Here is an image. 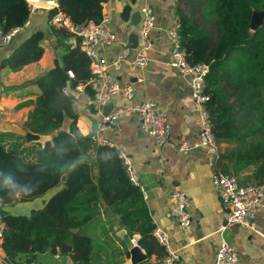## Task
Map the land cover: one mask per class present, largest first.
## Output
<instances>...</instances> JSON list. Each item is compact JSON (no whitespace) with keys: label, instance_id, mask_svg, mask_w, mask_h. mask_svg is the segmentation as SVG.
<instances>
[{"label":"trees","instance_id":"trees-1","mask_svg":"<svg viewBox=\"0 0 264 264\" xmlns=\"http://www.w3.org/2000/svg\"><path fill=\"white\" fill-rule=\"evenodd\" d=\"M105 1L57 0L56 6L47 9V15L51 18L62 12L75 25L96 22ZM179 1L188 5L187 13L180 7L176 13L181 45L190 63L208 65L204 106L217 143L228 144L217 154L215 171L237 175L251 165L252 181L242 182L264 183V19L256 29L250 28L251 13L263 9L264 0ZM29 15L27 0H0V27L4 32L23 26ZM51 29L60 39L74 36L75 44L65 45L55 65L36 77V98L22 104L34 103L24 121L25 128L53 135L40 149H34L36 158L28 160L0 139V196L11 204L60 187L33 213L0 217V246L17 264L18 254L55 253L69 241L72 264H93L94 240L84 227L100 215L101 203L106 202L127 232L138 235L137 242L148 259H159L165 247L154 234L155 223L143 190L129 177L119 149L91 140L77 125L78 113L65 91L67 82L71 86L86 83L85 89L91 97L94 95L87 83L91 77L89 57L80 48V36L64 26L51 25ZM43 37L41 30L31 32L0 60V67L18 70L38 60L44 52ZM68 69L73 77L68 76ZM66 120L68 127L63 128Z\"/></svg>","mask_w":264,"mask_h":264},{"label":"crops","instance_id":"crops-1","mask_svg":"<svg viewBox=\"0 0 264 264\" xmlns=\"http://www.w3.org/2000/svg\"><path fill=\"white\" fill-rule=\"evenodd\" d=\"M27 1L36 8L30 12L27 23L15 34L13 41L0 47L1 60L31 32L41 30L44 34L41 41L44 52L38 60L27 63L18 70L0 67V139L7 147H14L20 157L26 160L36 158L34 149H40L53 134H37L26 129L24 121L34 103H22L36 98L39 92L36 77L55 65V58L60 59L65 45L75 44L74 36L60 39L52 32L51 25H59L52 21V17H48L47 9L56 6L57 0ZM145 5H150L155 14V25L150 32V60L144 69L124 62L118 70L112 72L121 84H133L132 102H139L147 97L157 102L170 123L171 141H196L201 125V107L191 97V86L187 78L168 63L170 42L166 30L176 16L177 9L181 8L179 0H106L103 2L102 13L107 15V24L118 35V40L113 45L99 47L98 50L107 59H111L122 47L127 46L130 33H137L141 9ZM87 83L95 91L97 82L90 77ZM85 85L86 83L80 82L71 86L68 81L65 91L78 113L77 125L80 131L90 136L92 129L89 116L97 117L100 121L101 115L90 104L91 96ZM110 102L113 104L112 109L129 104L120 93L113 95ZM67 127L68 120L63 125V128ZM100 135L108 144L116 146L121 156L124 155L131 161L136 182L143 190L155 227H160L169 234V247L177 251L179 264H213L215 251L222 240H226L236 251L239 264H264V194L253 219V227L228 224V207L220 200L211 181V175L218 167L217 154L227 143H218L217 154L210 153L203 147L181 152L167 144L159 146L152 135L140 126L134 113L119 117L116 127L111 126ZM252 171L253 166L250 165L240 170L236 176L240 181H252ZM59 187L60 185L55 186L36 197L32 204L24 202L19 213H29L31 209L43 205ZM175 189L184 190L189 197L187 210L190 222L186 229L170 213L173 201L171 192ZM3 209L7 213H15L10 210L9 204ZM84 230L94 240L93 264H126L130 254L124 238L127 235L130 238L133 235L138 237L136 233L130 235L127 232L120 224L118 215L106 202L101 203L100 215L91 220ZM64 243L70 246L69 250H61L59 247L55 253L36 252L34 260L39 264H72L71 243ZM27 257L29 254L22 253L16 259L22 262ZM136 264L153 263L147 257Z\"/></svg>","mask_w":264,"mask_h":264},{"label":"built area","instance_id":"built-area-1","mask_svg":"<svg viewBox=\"0 0 264 264\" xmlns=\"http://www.w3.org/2000/svg\"><path fill=\"white\" fill-rule=\"evenodd\" d=\"M36 6L30 4V12ZM141 18L137 30V45L135 48L127 46L122 47L116 56L107 59L98 48L113 45L118 40V35L107 24L108 17L102 13L99 21H88L83 24L75 25L69 17L62 12H57L52 16V21L59 26H64L76 35L80 36V48L89 57V68L91 78L97 82L94 95L89 102L93 105L101 119L97 124L96 132L90 135L91 140L97 143H107L100 134L109 127H116L118 118L128 113L136 114L140 126L154 138L157 145H169L177 151H187L194 147H203L213 154H217L218 143L211 129V122L204 103L208 98L205 92V73L208 70L207 63H190L186 58L185 49L181 45L180 39V21L175 16L167 28L166 33L170 42V56L168 63L178 71L179 74L187 78L191 86V97L200 105V131L196 141L183 139L177 142L170 140L171 127L166 113L158 106L152 98H145L139 102H132L134 96V86L131 83L121 84L112 70H118L126 62L139 69H144L149 60V50L152 45L150 32L155 25V14L150 5H145L141 9ZM28 20V19H27ZM27 20L24 24L27 23ZM22 27V26H21ZM21 27H14L4 32L0 27V47L9 43L10 38ZM69 77L74 73L71 69L67 70ZM80 88V85H79ZM122 94L129 101L128 105L118 106L111 109L106 115L102 114V107L110 102L113 95ZM123 163L131 180L136 182V176L131 161L122 156ZM211 181L216 187L219 198L225 206L228 207L226 214V223L240 224L247 227H253L252 222L256 210L261 205L264 194V183L242 182L232 173L214 171L211 175ZM137 183V182H136ZM173 198L170 207V213L176 218L183 229H186L190 222V215L187 210L189 197L182 189H175L171 192ZM6 203L0 196V209ZM3 223L0 220V244L2 241ZM154 234L161 244L165 247V254L157 259L153 258L151 262L156 264H179V256L175 249L169 247V234L160 227L154 228ZM133 243L138 244L137 237L131 238ZM0 246V264H15L11 262L7 255L1 250ZM17 264H39L36 260H25ZM213 264H239V258L236 251L226 241L222 240L214 255Z\"/></svg>","mask_w":264,"mask_h":264},{"label":"water","instance_id":"water-1","mask_svg":"<svg viewBox=\"0 0 264 264\" xmlns=\"http://www.w3.org/2000/svg\"><path fill=\"white\" fill-rule=\"evenodd\" d=\"M43 1H52V0H43ZM263 19H264V8L261 10H254L251 13L250 16V28L252 30L256 29L258 26H260L263 23ZM14 39V35L10 38L9 43H11ZM137 45V34L132 32L130 33L129 37H128V43H127V47L129 48H135ZM113 108V104L112 102H108L107 104H105L102 108V114L106 115L109 111H111V109ZM64 117L66 118L67 115L64 114ZM89 119L91 120V129H92V133L96 132V127L97 124L99 122V118L97 117H93V116H89ZM64 175L62 176V179H64ZM35 209H31L30 213H33ZM5 214H7V211L5 209H0V217H3ZM125 241V245L129 251L130 254V258L129 260L126 262V264H136L137 262L146 259L148 256L146 254L145 251H142L141 247L135 243H133V241L131 240L130 236L127 235L124 238ZM70 246L66 245L65 243H63L61 245V250H69ZM14 254V253H12ZM29 257L32 259L36 258V253H30Z\"/></svg>","mask_w":264,"mask_h":264},{"label":"rangeland","instance_id":"rangeland-1","mask_svg":"<svg viewBox=\"0 0 264 264\" xmlns=\"http://www.w3.org/2000/svg\"><path fill=\"white\" fill-rule=\"evenodd\" d=\"M181 8L183 9L184 12L186 13L188 12V5L185 4L184 2L181 3ZM33 201H35V198L25 201L17 200L14 203L9 204V207L12 212L19 213V211H21V208L25 205L24 202L32 204Z\"/></svg>","mask_w":264,"mask_h":264}]
</instances>
